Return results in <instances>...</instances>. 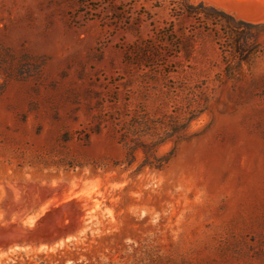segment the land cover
<instances>
[{"label":"rangeland","instance_id":"rangeland-1","mask_svg":"<svg viewBox=\"0 0 264 264\" xmlns=\"http://www.w3.org/2000/svg\"><path fill=\"white\" fill-rule=\"evenodd\" d=\"M262 237L264 22L0 0V264H218Z\"/></svg>","mask_w":264,"mask_h":264},{"label":"trees","instance_id":"trees-1","mask_svg":"<svg viewBox=\"0 0 264 264\" xmlns=\"http://www.w3.org/2000/svg\"><path fill=\"white\" fill-rule=\"evenodd\" d=\"M241 23L245 24V22L242 21ZM241 243H244L245 246H247L246 242L243 240L236 243V245H228L227 248H230L233 253H229V250L227 251V249H225L222 255V260L218 264H264V237H262L258 249L255 247L251 248L250 246H247L248 248H243L241 247ZM152 261L154 264H212L205 260L197 261V263H188L185 261L179 263L178 260L168 255H158L155 259H152Z\"/></svg>","mask_w":264,"mask_h":264},{"label":"water","instance_id":"water-1","mask_svg":"<svg viewBox=\"0 0 264 264\" xmlns=\"http://www.w3.org/2000/svg\"><path fill=\"white\" fill-rule=\"evenodd\" d=\"M224 11L234 19L258 24L264 22V0H190Z\"/></svg>","mask_w":264,"mask_h":264}]
</instances>
